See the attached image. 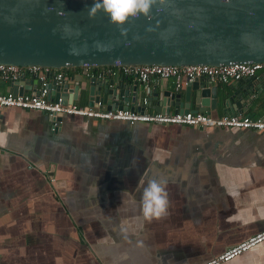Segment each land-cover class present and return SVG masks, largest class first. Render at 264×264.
<instances>
[{
  "label": "crops",
  "instance_id": "crops-1",
  "mask_svg": "<svg viewBox=\"0 0 264 264\" xmlns=\"http://www.w3.org/2000/svg\"><path fill=\"white\" fill-rule=\"evenodd\" d=\"M82 72L65 69L68 100L89 106L86 91H71L70 77ZM234 83L216 84L213 117L225 116ZM245 83L235 114L264 117V75ZM137 87L129 105L147 112L161 104L149 100L152 90L179 91L174 77ZM57 117L53 132L42 111H0V264H203L264 228V131ZM150 179L164 184L168 205L147 221L141 197ZM222 264H264V242Z\"/></svg>",
  "mask_w": 264,
  "mask_h": 264
},
{
  "label": "water",
  "instance_id": "water-1",
  "mask_svg": "<svg viewBox=\"0 0 264 264\" xmlns=\"http://www.w3.org/2000/svg\"><path fill=\"white\" fill-rule=\"evenodd\" d=\"M92 3L93 0H0V63L56 70L98 68V72L70 77L76 98L86 91L89 106L99 103L106 109L133 110L129 101L138 96L137 81L127 85L125 76L117 80L107 68L264 62V0H164L153 7L151 19L141 15L125 24L126 35L103 12L90 19L88 8ZM97 42L109 50H97ZM72 50L75 54H70ZM35 79L32 76L13 81L12 93L34 91ZM245 84V79L235 81L232 93L225 91V115L243 110L239 97L248 94L242 89ZM69 85L68 80L52 79L48 84L51 99L72 102L68 100ZM178 90L166 89L161 94L154 89L148 98L161 99L156 110L166 106L167 113L170 106L173 113L208 114L218 107V85L208 80L196 78ZM56 121L61 119L56 117ZM59 126L60 123L53 132Z\"/></svg>",
  "mask_w": 264,
  "mask_h": 264
},
{
  "label": "built area",
  "instance_id": "built-area-1",
  "mask_svg": "<svg viewBox=\"0 0 264 264\" xmlns=\"http://www.w3.org/2000/svg\"><path fill=\"white\" fill-rule=\"evenodd\" d=\"M74 68V67H73ZM88 73L91 67H79ZM110 74L116 72L126 77H133L148 91V83L151 79L163 80L170 77L176 78V88L179 89L188 81L196 78L208 80L215 84H226L231 81L254 78L258 74L264 75V62H233L220 65H116L106 69ZM90 74V73H88ZM27 75L35 76L36 89L29 93L15 94L11 91H0V111L15 107L22 109L38 110L46 113L52 119V131L59 125L57 115H78L97 120H120L129 124L143 122L148 124H177L196 128L224 127L242 128L255 131H264V117L250 116L245 114H230L221 117H213L205 112H147L130 109H103L99 103L95 106L77 105L73 102L63 103L61 98L57 101L51 99L49 82L53 79L62 82L66 79L64 70H56L41 66H17L0 63V83L18 80ZM147 103V98H143ZM264 241V228L248 236L242 241L227 247L217 256L207 260L203 264H222L230 261L240 254Z\"/></svg>",
  "mask_w": 264,
  "mask_h": 264
},
{
  "label": "clouds",
  "instance_id": "clouds-1",
  "mask_svg": "<svg viewBox=\"0 0 264 264\" xmlns=\"http://www.w3.org/2000/svg\"><path fill=\"white\" fill-rule=\"evenodd\" d=\"M164 0H93L92 5L88 8L89 18H95L98 12L106 14L111 23L116 24L122 35H126L128 28L125 24L131 23L143 15L151 19V12L154 6L163 4ZM149 30H151L149 28ZM97 50H109L106 46L96 43ZM75 54V51H70ZM143 218L151 221L154 218L161 217L167 209L168 194L164 184L155 179L147 181L143 188L141 197Z\"/></svg>",
  "mask_w": 264,
  "mask_h": 264
},
{
  "label": "trees",
  "instance_id": "trees-1",
  "mask_svg": "<svg viewBox=\"0 0 264 264\" xmlns=\"http://www.w3.org/2000/svg\"><path fill=\"white\" fill-rule=\"evenodd\" d=\"M222 83H219L218 85H221Z\"/></svg>",
  "mask_w": 264,
  "mask_h": 264
}]
</instances>
